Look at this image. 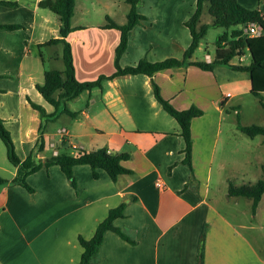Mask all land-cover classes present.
I'll return each mask as SVG.
<instances>
[{
    "label": "crops",
    "instance_id": "0c3cea01",
    "mask_svg": "<svg viewBox=\"0 0 264 264\" xmlns=\"http://www.w3.org/2000/svg\"><path fill=\"white\" fill-rule=\"evenodd\" d=\"M16 1L0 3V22L23 25L0 28V115L18 155L25 158L36 145L42 121L30 99L53 111L37 87L45 73L38 60L44 62L41 48L46 42L60 35V20L39 6L40 0ZM240 2L264 11L263 0ZM196 7L197 0H141L138 11L146 19L130 30L121 64H135L142 57L182 58L192 41L186 20ZM72 26L66 38L77 78L112 73L121 31L103 24ZM214 56L208 52L204 59H192L210 61ZM249 60L247 53L232 62ZM153 81L175 107L195 105L204 111L192 119V167L184 162L182 127L156 98ZM252 86L249 71L226 64L212 70L187 64L152 76L121 74L106 80L103 88L84 91L86 105L72 109L77 116L57 117L68 115L62 126L68 144L127 152L130 158L122 163L132 172L114 180L104 169L95 177L89 164H77L73 184L53 164L28 176L35 189L30 192L12 181L14 166L5 177L9 181L0 185V264H80L79 236L91 237L109 210L122 202L126 215L114 222L136 242L107 230L97 264H199L203 234L204 264H264V193L256 208L252 197L229 194L230 183H253L244 167L254 164L262 134L251 137L238 126L256 123L240 119L241 101L253 94ZM226 112L237 114L236 125L223 124ZM51 136L46 128V147L56 153L61 136ZM259 140L264 146V137Z\"/></svg>",
    "mask_w": 264,
    "mask_h": 264
},
{
    "label": "trees",
    "instance_id": "16d2710c",
    "mask_svg": "<svg viewBox=\"0 0 264 264\" xmlns=\"http://www.w3.org/2000/svg\"><path fill=\"white\" fill-rule=\"evenodd\" d=\"M130 4L127 14V20L119 23L107 15L108 21L103 24L104 27H114L121 31L120 42L115 49V70L110 74H100L96 79L80 80L75 73L74 58L71 43L67 40V35L74 29L72 18L75 13L76 0H40L39 6L49 8L55 12L60 20V35L46 42V44L62 43L64 45L63 58L65 68L45 69L44 82L38 83L37 87L44 98L54 106L52 112H47L46 108L33 100L30 102L33 107L39 111L40 118V135L32 151L25 157L21 158L15 150V144L10 130L6 126L4 119L0 115V137L7 147V156L10 162L17 167V172L13 182L18 183L33 192L35 189L29 183L28 176L43 167H49L58 164L66 176L75 184L74 166L77 164H89L94 172V176L99 175V169L108 172L112 179L116 180L119 175L132 172L122 161L130 158L127 152H112L106 147L86 149L74 147L68 144L67 138H64L57 146V153L49 156H40L39 154L46 148V139L44 132L47 128V122L57 118L62 113L71 116H77L78 111H73L68 106V102L82 92L92 90L95 87L103 88L104 82L115 76L128 73H146L153 75L156 71L178 67L187 64L198 65L204 69L212 70L217 64H226L235 69L249 71L252 75V92L258 96L264 109V32L259 35H251L245 32L244 26L250 22H255L264 30V11L260 8H250L240 2V0H197V7L188 20L186 25L190 28L192 41L186 49L182 58L168 57L163 60L150 61L142 57L135 64L122 65L120 62L122 54L126 51L129 42L130 30L146 16L138 11V5L141 0H125ZM0 3L14 5L16 0H0ZM207 10L212 15V22L202 21V15ZM23 25L20 23H3L0 22V28L16 29ZM211 26H223L226 28L233 27L231 33L227 31L217 38L215 56L212 60H194L192 59L195 51L200 46L202 39L206 36ZM249 53L250 60L248 63L237 62L232 60L237 56ZM153 83L156 98L161 102L163 107L172 114L182 127V135L185 139V158L184 162L192 167V119L201 115L204 111L195 105L189 108L179 109L175 107L168 99L162 96L160 87L156 82ZM239 128L251 137L258 134L264 135L263 124L243 125L238 123ZM264 171V167H263ZM9 179L0 175V185L8 182ZM264 193V176L253 183L235 185L230 183V195H244L252 197L254 208ZM125 202L109 210L108 215L97 225L94 234L87 238L79 236L83 252L80 264H97L96 258L99 254L104 235L107 230H113L120 236L130 242H136L119 226L115 224V219L125 216ZM204 234L202 235L201 249L199 252V264H204Z\"/></svg>",
    "mask_w": 264,
    "mask_h": 264
},
{
    "label": "rangeland",
    "instance_id": "374dc122",
    "mask_svg": "<svg viewBox=\"0 0 264 264\" xmlns=\"http://www.w3.org/2000/svg\"><path fill=\"white\" fill-rule=\"evenodd\" d=\"M129 7L130 4L125 0H76V14L75 16H73L72 22L74 24L80 25L88 24L90 26H98V24H105L108 21L107 15H109L116 21L125 22L127 19L126 14L128 13ZM45 9L55 18L56 21L57 19L59 21V17L55 12H53L49 8ZM212 19V15L206 10L203 14L202 20L204 22H211ZM232 29L233 27L226 28L223 26H211L208 29L206 36L201 41V48L195 51L194 56L198 57L199 59H204L207 56L208 52H210L211 55H214L217 46L216 41L219 35L223 34L226 31L228 33H231ZM33 48L34 53L39 54V49H37V47L35 46ZM63 50L64 45L62 43L44 45L41 48L44 62H42L40 58L38 60L41 68H57L63 70L65 68ZM42 78L43 79L40 80H42L43 82L44 76ZM87 96V93L84 92L80 99H75L72 101L70 100L68 104L71 109H77L82 104L86 105ZM241 102L244 106V109H242V115L240 114V119L242 122L245 120H252L256 123H264V109L260 103L258 96L249 94L245 98H243ZM48 105L51 110H54L53 105ZM226 115L227 117L223 120L224 125H236L238 123L237 114H234V112H226ZM64 117H68V115L63 114L62 118H55L47 122V129L52 133L51 138L58 139V135L60 133L57 131H59L60 127L62 128V126L64 125ZM263 137V135H259L256 140L254 164H249L248 167H244V170L247 169L245 170V172L247 171L246 174L248 176V179L253 180L252 182H256L259 178H261L263 173L264 146H262L259 140ZM15 150L18 153V149L16 147ZM53 153L54 151L49 146L41 151V154L43 156H49ZM13 169L14 165L10 162L7 156L6 144L0 137V175L4 177H10ZM260 248H262V251L264 253V243L260 246Z\"/></svg>",
    "mask_w": 264,
    "mask_h": 264
},
{
    "label": "built area",
    "instance_id": "2783aa9c",
    "mask_svg": "<svg viewBox=\"0 0 264 264\" xmlns=\"http://www.w3.org/2000/svg\"><path fill=\"white\" fill-rule=\"evenodd\" d=\"M244 29H245V32H247L248 34H251V35H259V34H262L264 32V30L260 27V25L258 23H255V22L248 23L247 25L244 26ZM58 132L60 133L61 141L64 138H67V129L60 128ZM50 146H55V143L51 142ZM55 152L57 153V151H55Z\"/></svg>",
    "mask_w": 264,
    "mask_h": 264
}]
</instances>
